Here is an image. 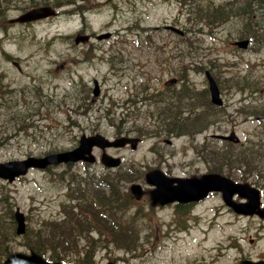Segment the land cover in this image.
Returning a JSON list of instances; mask_svg holds the SVG:
<instances>
[{"label": "rangeland", "instance_id": "374dc122", "mask_svg": "<svg viewBox=\"0 0 264 264\" xmlns=\"http://www.w3.org/2000/svg\"><path fill=\"white\" fill-rule=\"evenodd\" d=\"M87 1L84 16L73 11L82 4L75 1L58 5L53 17L9 23L45 4L0 0V162L70 150L83 135L139 137L135 149L126 145L106 150L121 158L120 167L133 171L132 180L121 181V189L129 192L131 183H139L144 190L129 210L139 212L134 227L138 247L127 252L114 243L98 244L94 264H240L242 253L263 255L264 218L234 213L220 192L181 206L179 211L185 206L189 210L179 214L174 203L152 202L144 175L159 169L174 177H199L220 167V174L257 188L264 202V168L260 177L244 176L228 168L221 155L236 154L248 141L264 147V114L251 112L264 106V0L250 1L251 18L241 7L244 0ZM231 2L237 12L229 9ZM216 5L223 8L222 16L211 23L199 17L198 6ZM247 31L255 36L240 37ZM84 33L109 34L88 41ZM80 36L87 39L75 42ZM246 38L250 43L245 49L232 44ZM205 70L218 83L220 107H205ZM172 78L176 82L165 86ZM94 82L97 94L92 93ZM168 105L179 121L190 111L209 107L210 124L206 119L201 130L180 134L163 111ZM231 131L239 142L217 137ZM100 153L93 148L94 163L32 168L11 182L0 179V237L9 238L11 253L30 252L22 243L30 241L29 234L43 220L63 219L61 207L70 198L73 178L91 174L97 181L110 170L98 162ZM259 156L264 158V151ZM16 207L25 215L22 235L15 233ZM73 239L78 248L86 244L82 238ZM64 251V264H74L76 258L80 262L82 253Z\"/></svg>", "mask_w": 264, "mask_h": 264}, {"label": "trees", "instance_id": "16d2710c", "mask_svg": "<svg viewBox=\"0 0 264 264\" xmlns=\"http://www.w3.org/2000/svg\"><path fill=\"white\" fill-rule=\"evenodd\" d=\"M41 1L43 2L42 4L55 6L74 5L75 1H81L82 4L74 6L73 9V11H78L80 14L83 13V9L88 4L87 0H53L52 3L48 0ZM192 1L195 2V0ZM250 1L244 0L241 4L243 10L248 12L249 18H251L250 10L253 5L250 4ZM252 1L259 2V0ZM231 4L229 9L237 12L234 8V3L231 2ZM220 8L221 10L216 7L207 9L202 6L197 7L199 17H202L205 22H212L213 19L219 18L220 15L222 16L223 8ZM225 12L227 11L225 10ZM254 34V31H247L240 37L251 38L255 36ZM183 87L185 90L189 88L185 84H183ZM204 97L206 100L205 107L207 105L212 106L207 100L208 96L204 95ZM166 107L168 109L163 111H168V114H166L167 118L176 126L173 130L180 134H192L195 131L201 130L205 126L206 119L208 121L207 126L210 124L208 115H206L210 110L209 107L204 109L203 112L190 111L189 117L183 118L181 121L171 115V105ZM261 108L260 110L256 107L253 108L252 114L256 116L259 113L264 114V106ZM169 132H171V129ZM248 142L244 147L241 146V149L236 154L231 152L229 155V153L222 152V159L224 164L227 163L228 168L238 169L241 174L253 175V173H256L260 177V172L264 168V158L259 156V154L261 150L264 151V147L255 144L253 141ZM199 151L202 152V150ZM215 154L217 153L215 152ZM219 168L215 167L211 171L220 172L221 169ZM132 172L120 168L113 175L110 173L102 174L103 177L99 182L98 180H91V174L87 178L80 176L78 179L73 178L74 184L70 189V198L61 207L63 219L61 221L43 220L40 226L29 234L30 241L26 240L22 244L30 251L39 253L48 261L65 262V249L77 253L78 256L82 253L79 263H77L78 258H76V261L72 260L74 264H94L92 256L98 244L107 247L109 244L114 243L120 249L133 252L139 244L138 236L134 234V227L137 222L136 218L139 212L138 210H135L133 213L128 211L129 205H134V201L129 193H123L120 188V183L123 179L131 180ZM105 187L108 189L106 192ZM103 235L106 239L102 238ZM74 237L84 239L86 244L78 248V244L73 239ZM8 241L9 238L7 236L3 235L0 237V251L5 249L4 254L0 252L3 256L11 252ZM73 243H75L76 247H73ZM0 258L2 257L0 256Z\"/></svg>", "mask_w": 264, "mask_h": 264}, {"label": "water", "instance_id": "95a60500", "mask_svg": "<svg viewBox=\"0 0 264 264\" xmlns=\"http://www.w3.org/2000/svg\"><path fill=\"white\" fill-rule=\"evenodd\" d=\"M54 14V10L50 6H39L33 7L32 9L22 13L20 16L16 17L12 21L18 22H28L37 19L44 18L46 16ZM175 32L182 34V31L169 27ZM109 33L100 34L97 39L107 37ZM85 40L87 36H80L75 39ZM239 48H246L248 45L247 39L236 40L233 42ZM208 89L210 92V101L215 105H221L222 99L220 97L219 89L211 77L208 71L205 72ZM174 80H169L166 84L173 83ZM95 83V88L93 90L94 94H97V83ZM229 136H224L222 138L233 139L235 137L234 132L230 133ZM236 138V137H235ZM235 140L238 141L236 138ZM138 139L119 137L114 140H109L100 134H95L92 136H81L78 145L72 150L49 154L47 156L36 158L28 157L24 160H14L0 163V177L8 179L11 181L15 176L25 174L29 167H39L44 168L48 164H58L60 162L67 161H77L85 160L87 162H94L95 157L91 153L93 146H98L102 149L100 156L101 162L107 167L117 166L120 163V159L117 157H112L105 152L106 147L114 146H124L126 143H130L131 147L134 148ZM146 180L150 185L155 186L151 192V196L154 200H159L160 203H166L173 200H178L180 202H187L191 200H196L203 197L208 190H220L222 192V197L227 205L231 206L236 212L243 214H251L256 212V207L259 205V195L258 190L250 186L247 183L234 182L231 179L222 176L217 173H209L203 175L201 178H187V179H177L168 178L160 171H155L152 175H147ZM170 182H176V185L170 186ZM131 190L135 194H139L141 188L138 184H133ZM237 193L241 197L247 198V202L235 203L232 201V196ZM14 218L16 221V233L22 234L25 231V220L24 215L16 208L14 213ZM2 264H60L59 262H47L39 254L31 252L30 254H10L3 261ZM255 264H264V262H259Z\"/></svg>", "mask_w": 264, "mask_h": 264}, {"label": "flooded vegetation", "instance_id": "af4514ba", "mask_svg": "<svg viewBox=\"0 0 264 264\" xmlns=\"http://www.w3.org/2000/svg\"><path fill=\"white\" fill-rule=\"evenodd\" d=\"M253 216H256V214H253ZM262 218H264V216ZM250 241H252V240H250ZM251 261L264 262V254L259 255V257H256V258H252L249 256H244L242 253L241 258H240V264H249Z\"/></svg>", "mask_w": 264, "mask_h": 264}]
</instances>
